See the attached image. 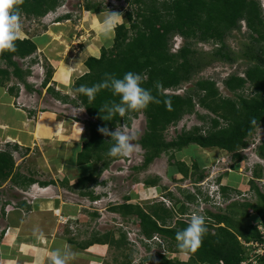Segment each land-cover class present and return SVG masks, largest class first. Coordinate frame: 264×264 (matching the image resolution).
<instances>
[{"label": "trees", "instance_id": "16d2710c", "mask_svg": "<svg viewBox=\"0 0 264 264\" xmlns=\"http://www.w3.org/2000/svg\"><path fill=\"white\" fill-rule=\"evenodd\" d=\"M61 1L63 0H23V4L20 5V18L22 16L27 19L41 18L52 9L55 11L62 4ZM129 3L131 9L125 11L124 20L116 29L112 44L101 47L97 56L89 55L83 61L87 71L74 79L72 91L75 99L47 86V91L52 96L63 102L80 105L90 117L86 125L87 140L81 144L77 152L76 164L91 163L92 169L86 176L76 179L75 187L79 188L80 195H87L91 199L98 196L87 188L88 184H98L101 172L110 165L111 161L120 158L109 155L115 138L111 139L103 135L99 131L100 128L106 127L113 131L122 124L129 126L133 117L140 112L143 113L145 130L137 141L144 148L142 166L151 163L162 153H169V162L182 176L178 179L176 177L177 180L191 177V173L197 175L194 177L195 180H199L205 171H201L198 163L192 161L191 170L184 161L171 162L174 158L173 152L181 151L184 147L193 144L200 148L225 150L232 154L235 161H239L243 159L239 150L248 146V139L252 137L258 126L264 127V58L262 57L264 46L262 45L256 46L259 52L257 55H253L255 46L252 45L240 52L255 61L245 69V77L230 73L222 79V84L231 96L224 95L217 87V81L211 77L196 79L183 94L165 92L175 91L182 84L190 82L197 72L209 64L210 60L233 62L235 57L225 43V39L232 30L240 29L241 20H244L251 40L257 43L264 41V15L259 0H130ZM85 9L94 13L101 10L97 3L91 2L85 3ZM69 16L70 14H64L57 18L61 21ZM175 35L180 36L183 42L177 51L172 52L171 38ZM195 42H211L215 45L208 61L198 56L197 51L192 47ZM36 50V38L19 37L15 52H5L0 55V62L4 63V66L0 65V87L5 86L11 78H15V84L8 87V92L12 96H17L19 83L30 89L26 79L30 69L23 68L18 60L31 56ZM129 71L146 77L142 86L151 91L158 103H151L147 109L130 112L123 117L117 114L105 121V112L101 109L106 104L119 103V97L114 96L111 89H102L93 101H89L86 95L77 91L82 85L91 87L102 83L106 74H115L117 78H122ZM50 77L51 69H47L42 86H46ZM158 83L162 84V87L157 88ZM168 101L170 104L167 103ZM196 105L213 116L198 114L195 111ZM194 112L202 120L201 125L182 130L173 139H165L164 131L170 125L176 124L184 115ZM257 153L264 156V141L257 147ZM252 174L254 178L264 177L259 165L257 169H253ZM254 178L247 179L248 187L254 193V202H234L219 213L208 212L210 218V220L206 219L208 231L195 253H188L186 261L177 259V256L169 258L159 254L155 264H241L242 261L247 260L248 252L242 242L250 240L264 242L257 228L258 224L264 226V192L259 189ZM7 180L10 181L8 188L10 191L13 185L27 187L34 178L16 171L13 154L5 149L0 150V187ZM66 180L64 179L65 182ZM145 182L154 185L156 179H146ZM82 188L87 189L83 191ZM221 189L231 190L225 185ZM188 193L189 195L184 193L183 196L191 200L190 197L193 195ZM12 196L15 197L16 194ZM129 199L126 197L125 202L110 206V210L120 213L122 217L133 216L143 235L151 237L154 233H158L167 243L169 250L183 252L178 247L176 234L185 229L190 221L182 217L174 220L173 217L175 213L181 216L187 215V205L180 204L176 211L177 209L166 207L162 202L143 207L131 203ZM7 204H9L8 200L3 202L4 206ZM4 212L5 209L2 213ZM251 212H254L257 220L243 225L240 221L250 218ZM237 217L239 218L235 220L234 218ZM113 236L111 231L96 237L95 240L112 245L126 244L124 233H120L118 240H114ZM131 261L132 258L127 257L121 264H129ZM245 264H264V252L262 255H257L254 263L246 261Z\"/></svg>", "mask_w": 264, "mask_h": 264}, {"label": "rangeland", "instance_id": "374dc122", "mask_svg": "<svg viewBox=\"0 0 264 264\" xmlns=\"http://www.w3.org/2000/svg\"><path fill=\"white\" fill-rule=\"evenodd\" d=\"M104 1L105 0H63L58 10L56 9L54 14L50 13L48 17L45 16L44 18L43 16L41 18L27 19V17L22 16L20 18V23L22 25L20 37H31L37 39L38 48L34 55L36 59H40L41 66L37 65L36 62H31L32 60L30 59L28 64H31V70L30 74L26 78L30 85V89L24 87L23 85L18 86V94L15 97L12 96V103L16 105V107L27 106L29 110L34 111L33 116L39 122L55 117L64 121L63 124L66 126V129H69L67 133H69L71 137H75L76 144L78 145L77 146L75 144L74 147L72 146L70 151L64 149V146H55L54 150L58 152L61 157L66 158L67 162L65 165H68L70 170L68 171V169L63 167L61 174H58L57 168L51 170V173H49V168L46 169L44 166H41L36 162L38 155H41L42 152L46 153L49 147L46 148L42 146L40 150V148L37 146H33V153H30L29 156L23 161L17 162L18 165L16 166V170L18 169V171H21L22 174L28 175L26 172L28 169H32L36 171V174L34 175L42 174V177H46L48 179L55 177L57 181L60 179L64 180V175L66 176L71 174L69 176L73 182L72 175H87L92 169L91 163L82 165L76 164V156L78 150L80 149V145L82 142L87 140L86 125L90 117L87 115L83 107L80 105L63 102L61 99H58L48 93V91L45 89L46 86L43 87L39 83L40 80L43 79L46 70L51 69V75L55 74L56 79V84L53 85V88L55 90L57 89L56 91H59L62 95H68L69 98L75 99V94L72 91L74 79L86 72L85 69L83 70V60L86 54H88V51L83 49V42L87 39H90L91 41V39H94L95 36L93 33L95 29L93 28L94 26L90 27L91 24L89 27L87 26V28L93 29H89L87 33L84 32V27H82L84 20H89L90 13H93L90 10L87 11L84 4L86 2H91L94 4L101 2L102 6H100V9L103 12L100 14L105 15L108 11H105V6L103 5ZM259 1L261 3L264 15V2L262 3L261 0ZM126 3L127 1H125V3L122 5H116L115 9L110 10V12L123 15L124 10L131 9V4ZM67 9L72 13L70 16L71 20L69 19L71 23H65V26L61 27V35L68 34L65 39L62 37H57L54 41H52L49 39L48 35L52 33L54 28L50 29V25H52L53 19L56 15L58 16L59 13H61L63 10L67 11ZM100 14L96 16L100 17ZM122 19L124 20V16H122ZM239 24L242 26L244 22L241 20ZM241 26L240 29L232 30L225 39V43L233 52L235 57L233 62H225L218 59L210 60L209 64L197 72L190 82L182 84L175 91L167 90L165 92L183 94L184 90L198 78L211 77L217 82H220V76L222 77L228 72L243 73L249 64H254V60H250L247 56H244V54L240 52L246 50L245 48L247 46L252 45L255 46L253 55H257L259 52L256 50V46H264V41L259 43L254 42L249 36L246 25L244 24V26ZM48 29H50V33L46 32ZM254 35L256 36V34ZM179 41H181V45L183 40L179 38ZM171 43L170 50L173 52V47L174 49L176 48L175 43H178L175 41L174 36L171 38ZM192 47L197 51V54L200 58L203 57L204 61H208L211 58L210 52L213 50L215 45H213L211 42H195ZM262 57L264 58V54ZM18 61L23 68L29 66L23 61ZM0 65L4 66V63L0 62ZM234 69L235 71H233ZM15 81V78H11V80H9L5 86L0 87V91L8 93V87L14 85ZM218 87L224 95L231 96V93H229L226 88L223 87V85ZM8 99V101L11 102V98ZM195 111L200 115L206 114L210 115L211 117L213 116L207 110L201 108L198 105L195 106ZM196 112L192 114H186L176 124L170 125L164 131L165 139H173L182 130H188L195 125H201L202 120L199 118ZM144 117V114L140 112L137 116L132 118L129 126L124 124L116 127L113 130V132L117 129L131 133L134 137L133 143L138 145L139 150L130 157H120V159L111 161L110 165L107 167V171L103 170L98 178L97 183L99 186L96 184H88L87 188L91 190L94 195L99 196L97 199H91L88 196L78 194L79 188L75 187V183H71L72 186H69L70 190H72L71 194H64V188H61L60 185L59 190L62 192L61 196L63 195V198L64 196H69L72 194L74 196L76 193L82 196V202H77L78 205H82L79 206L81 213H78L76 216L72 217H78V220L75 224H69V227L72 231L71 236L76 239V242L88 240L89 236L93 232H97L99 236L111 231L117 233L118 237H120V233L125 234L126 245L122 246L120 249L109 244H107L104 249H101V264H121L127 259V257L132 258V261L129 264H155L156 259L159 258V254H157L158 252H161L160 248L157 247L159 244L153 242L150 246L148 245V248H146V245L142 243V233L140 232L137 220L133 216L130 215L127 217H122L120 213L110 210V205L114 203H123L126 201V197L130 198L128 201L131 203H137L143 207H147L152 203L162 202L166 207L177 209L176 211H178L180 204L184 203L188 207L187 215L181 216L175 213L173 218L176 220L177 218L182 217L187 219V221H190L191 216L197 211H199L204 216L206 215L207 211L204 208H199L197 210L193 196L190 197L191 200H187L183 196L184 193L189 195L188 192L191 193V190H197L198 186L203 187L206 182V179H204L205 176H219L223 172L220 175L222 176L221 180L225 178L222 182L225 183V186H228L231 189L230 191L222 190L226 199H229L230 196H233L235 201H232L231 203L255 201V197L253 196L254 193L249 189L247 179L250 180V176L254 178L252 171L257 162L252 157L255 158L253 153L258 155L257 147L262 141H264V127L258 126L254 130L252 137L248 139V146L244 149V152L241 153L243 159L239 161H235L231 153H228L225 150L218 148H200L199 146L193 144L184 147L181 151L173 152L174 158L171 159V162L173 160L184 161L187 166L190 167L192 161L195 160L198 163L201 171H205L203 177L199 180H195L194 177L197 175L192 173L191 177L189 176L183 180H177L182 176L175 169L176 167L169 162V153H162L159 157L153 159L151 163L147 164L146 166H142L144 159V148H142L137 141L145 130ZM71 125L73 127H71ZM23 152L26 153L25 150H23ZM56 152H51L50 154L56 155L58 154ZM258 157L262 163H260L261 165L259 167H261L262 171L264 172V156L258 155ZM257 168L258 166L255 167V169ZM189 169L192 170L191 167ZM40 178L41 176L39 179ZM146 179H156V184H147L145 182ZM203 179L204 181H201ZM260 179L264 181V177ZM100 180L102 181L101 183L99 182ZM257 181L259 182H255L258 183L262 189H264V182H261L260 180ZM9 182L10 181L7 180L6 182L2 183V186H4L1 189L7 193V196L5 193L3 200L5 201L6 199H9L10 202L4 206L5 212L9 211V209H13L15 206L16 200L11 198L13 197L12 194H19L20 192H12V190L9 191L7 189V187H9ZM74 182H76V180ZM58 183L61 184L60 181H58ZM232 185L233 187H231ZM57 191L58 188H51L49 192L48 190H45L44 195H46V197L55 196L58 195ZM100 193L101 195H99ZM170 193L172 195H170ZM19 195L22 197V199L24 198L22 193ZM162 197L165 199V201L162 200ZM210 209L211 211H214V213L221 212L218 208L214 209L213 207H210ZM95 212L96 214H93ZM238 218L239 217L234 219L237 220ZM256 220L257 218L254 212H251L250 218L240 222L243 225H246L254 223ZM128 231L130 232L129 235L127 234ZM131 239H134L137 242V245L132 242ZM164 243V247L162 248H168L165 240ZM86 252L90 253V250H86ZM246 252H248L247 261L252 262L249 257H251L250 255H252L253 252L249 247H247ZM164 254L170 258L174 257L173 254ZM176 256L179 260L186 261L188 259V255L184 253L178 254ZM245 262L246 260L243 261V263Z\"/></svg>", "mask_w": 264, "mask_h": 264}, {"label": "crops", "instance_id": "0c3cea01", "mask_svg": "<svg viewBox=\"0 0 264 264\" xmlns=\"http://www.w3.org/2000/svg\"><path fill=\"white\" fill-rule=\"evenodd\" d=\"M102 12L90 13L89 20H84L82 25L86 33L90 29L87 28L90 24V27L94 26L93 28H95L93 31L95 35L94 39H91V41L87 39L83 42V49L88 51L84 60L89 55L97 56L101 47H108L112 44V42H110L109 44L102 45L97 40V25L101 22V17L103 15L100 13ZM99 14L101 15L100 17L96 16ZM63 21L65 22H55L50 25V29L54 28L52 33H50V29L46 30V32L50 33L48 37L52 41L57 37L66 38L68 33L66 35H61V27L65 26V23H71V21ZM34 54H32L31 57V62L33 63L37 61ZM84 69L87 71L83 64V70ZM55 84V74H52L45 89L47 90V86L54 87L53 85ZM13 97L9 92L0 91V150H10L14 156L15 165L17 166V162L23 161L30 153H33V146H37L40 150L42 146L46 148L49 147L46 153L42 152L41 155H38L36 162L46 169L49 168V173H51V170L57 168L58 174H61L63 167L70 171L68 165H65L67 162L66 158L61 157V155L54 150L56 145H60L62 147L64 146L63 148L67 151H70V148L72 146L74 147L76 144L75 137H71L69 133H67L69 129H66V126L63 124L64 121L53 116L55 118L39 122L33 116L34 111L29 110L27 106L16 107V105L12 103ZM8 98H11V102L8 101ZM71 127L73 126L71 125ZM23 150H25L26 153L23 152ZM53 151L58 154H50L51 152L55 153ZM16 171H18V169ZM26 174L34 178L31 184L36 183V185L33 188L30 187L31 184L25 188L13 185V188H11L12 192L16 191V187L28 191L24 194L23 199L15 193L16 196L11 197L16 200L14 208L4 213H2L4 209L3 198L6 192L1 190L4 185L0 187V264H53L51 253L56 248L65 245L69 246L72 252L75 253V256L71 259L69 264H101V249H104L107 244L118 249L126 245L125 243L112 245L110 243L97 241L95 238L103 235L99 236L97 232L91 233L88 240L80 242H76V239L71 236L72 231L69 224H75L78 220V217H72L81 213L79 206L82 205H78L77 202L82 200V196L76 193L74 196L72 194L64 196L63 198V195L61 196L62 192L59 189L61 185V188H64V194H71L72 190L69 188V186H72L71 183H75L74 181L76 179L84 177L86 174L79 176L72 175L73 182L69 176L71 174L64 175L67 182L60 179L58 181H60L61 184L58 183L55 177L48 179L42 177V174L34 175L36 171L32 169H28ZM40 176L41 178L39 179ZM224 179H222V181ZM44 182H46V184H44ZM36 187H41L40 191H37L40 196L31 198L29 194L35 192ZM231 187H233V185ZM8 188L9 187H7V189ZM51 188H58V195L46 197V195H44L45 190L49 192ZM82 190L85 191L86 189L82 188ZM6 200L9 201V199ZM112 233L114 235V240H118V234L113 231ZM86 250H90V253L86 252Z\"/></svg>", "mask_w": 264, "mask_h": 264}, {"label": "clouds", "instance_id": "9594fccd", "mask_svg": "<svg viewBox=\"0 0 264 264\" xmlns=\"http://www.w3.org/2000/svg\"><path fill=\"white\" fill-rule=\"evenodd\" d=\"M125 1L129 3L130 0H105L103 2V5L105 6V11H108V12L107 14L101 17V22L97 25V31H98L97 40L100 44L102 45L107 44L114 40L115 35H116V29L122 23L123 21L122 16H124V14L121 15L119 13L110 12V10L115 9V6L118 4L122 5L123 3H125ZM261 1L262 3L264 2L263 0ZM22 4H23V0H0V55H3L5 52H15L16 51V42L19 39L20 34L22 32V25L20 23V10H21L20 5ZM97 4L99 5V7L102 6L101 2H98ZM56 9H58V7ZM126 10H124L123 13H125ZM53 12L54 11H49L47 14H45V16L48 17L50 13H53ZM99 12H102V10H100ZM64 14H70V16L72 15L71 12L63 10L61 13L58 14V16L56 15L54 17L53 23L60 22L58 21L57 17H62ZM69 19L70 17L65 20L70 21L71 19L70 20ZM242 21L244 22V20ZM244 24L242 26H244ZM174 38H175V41L178 43H175L176 48L174 49L173 47V52L177 51L178 48L182 45V44L180 45L181 41H179V38L182 39L180 36L175 35ZM31 57L32 55L30 56V59ZM23 59H19V60L22 62ZM40 63H41L40 59L37 58L36 64L41 66ZM30 66L31 64L27 67H29L30 69ZM235 69L233 71H235ZM230 73H235V72H228L226 75H223L222 77L220 76L221 80ZM236 74L241 77H245L244 72L243 73L236 72ZM145 79H146L145 76L138 74V73L131 72V71L125 73L122 78H117L115 74H106L105 80L102 83L93 85L91 87L82 85L77 89V91L81 94L86 95L89 98V101H93L96 95L102 89H111L113 95L119 97V103H113L111 105L106 104L101 109V111L105 112L104 120L106 121V120L112 119L117 114L123 117L127 113H130V112L143 111L147 109L151 103L159 102L156 99V97L152 95L149 89H146L142 86ZM42 81L43 79L39 83L40 85H42ZM220 82H217V87L221 86ZM20 85L22 84L19 83L18 86ZM160 87H162V84L158 83L157 88H160ZM167 103L170 104V101H168ZM99 131L103 135L111 137V139L115 138V143L113 144V146L111 147L109 151V155L112 157H130L139 150L138 145L133 143V139H134L133 135L129 132L117 130V129L113 132V131H110L106 127L100 128ZM244 149L245 148L240 149L239 152L240 153L244 152ZM253 155L255 156V158L254 157L252 158L255 159L257 162L256 163L257 165L255 164V167L258 166V164L260 166L262 163L258 157L259 154L257 155L256 153H253ZM255 167L253 169H255ZM104 170L107 171V168H105ZM219 176L217 175H212L210 177L205 176L204 179H206V182H205V185L203 186L204 191L202 190L203 187H199L198 185H197L198 186L197 190H195V192L191 190L192 191L191 195H193L195 207L197 208V210L199 209L201 203H203L202 206L207 211V213L204 216L199 211H197L191 216V220L188 226L182 231L177 232L176 234V240L179 242L178 247L183 252L171 251L168 248H164L169 255L172 253H175L176 255L181 254V253H184L187 255L188 253H195L201 246L203 242V238L208 231L207 225H206V219L210 220V218L208 217V212L214 213V211H211L210 207H213L214 209L218 208L220 211H222L232 201H235L233 196H230L229 199H226L221 189L224 183L222 182V180H219ZM204 179L201 181H204ZM256 179H260V178H255L254 180ZM99 182L101 183L102 181L100 180ZM35 185L36 183L30 185V187L33 188ZM96 185L99 186V184H96ZM40 189L41 187H36L35 192H32L31 194H29L31 198L40 196V194H38ZM210 190L213 195L219 194L220 203L218 204L214 203L215 199H214V196H211L209 194ZM25 191H28V190H25ZM198 198L201 199V203L198 200ZM116 204L117 203H114L112 205H116ZM259 225H262V224H258V226ZM257 228L260 231L259 227ZM153 235H158L160 237L163 243V247H164L165 243H164L163 238L158 233H154ZM151 237H146V238H151ZM249 242H255V241L250 240L248 242L246 241L242 242L246 249L248 247L246 244ZM155 243L159 244L158 242H155ZM144 244L146 245V248H148V245L149 246L151 245V244H146V243ZM157 247L161 248L162 244H159ZM157 254H160V253H157ZM74 256H75V253L72 252L71 248L67 245L58 247L51 253L53 264H69V262Z\"/></svg>", "mask_w": 264, "mask_h": 264}, {"label": "built area", "instance_id": "2783aa9c", "mask_svg": "<svg viewBox=\"0 0 264 264\" xmlns=\"http://www.w3.org/2000/svg\"><path fill=\"white\" fill-rule=\"evenodd\" d=\"M29 59H30V56H27V57H25L22 61H24V63L25 64H28V61H29ZM40 82H41V80H40ZM249 178H252L251 176L249 177ZM257 180H260L261 182H264L263 180H261V179H256L255 181L256 182H259V181H257ZM258 184V183H257ZM258 187H259V189L261 190V191H263L264 192V189H262V187L258 184ZM202 190L204 191V187L202 188ZM193 192H195V191H193ZM27 193V192H26ZM209 194L211 195V196H214V199H215V201H214V203H220L219 202V200H220V196H219V194H215V195H213L212 193H211V190L209 191ZM97 199V198H96ZM162 200L163 201H165V199L162 197ZM198 200L200 201V203H201V199L200 198H198ZM95 201H97V200H95ZM202 204L203 203H201V205H200V207L199 208H203V206H202ZM259 227V229H260V232H261V234H262V237H263V239H264V226H262V225H259L258 226ZM128 235L130 234V232L128 231V233H127ZM139 238H140V236H139ZM141 239V238H140ZM131 241L132 242H134L136 245H137V242L134 240V239H131ZM142 242H144V243H146V244H151V243H153V242H158L159 244H162V247H163V243H162V240L160 239V237L158 236V235H153L151 238H146L145 236H143L142 235ZM248 247H250V249H251V251L253 252L252 253V255H250L251 257H249V259L254 263L255 261H256V257H257V255H262L263 254V252H264V242H262V243H259V242H249V243H247L246 244ZM160 248V250H161V252H158V253H160V254H162V255H165L164 253H167V251L164 249V248ZM174 256H176V254L175 253H172ZM247 261V260H246ZM241 264H245V263H241Z\"/></svg>", "mask_w": 264, "mask_h": 264}, {"label": "bare ground", "instance_id": "6f19581e", "mask_svg": "<svg viewBox=\"0 0 264 264\" xmlns=\"http://www.w3.org/2000/svg\"><path fill=\"white\" fill-rule=\"evenodd\" d=\"M65 1V0H64ZM62 2V1H61ZM61 4V3H60ZM59 5V4H58ZM85 5V4H84ZM59 8V7H58ZM64 8V7H63ZM55 9V8H54ZM58 10V9H57ZM52 11H53V9H52ZM67 11H68V9H67ZM127 13V12H126ZM53 14H54V12H53ZM52 14V15H53ZM82 14V13H81ZM70 17V16H69ZM44 18H45V16H44ZM52 18V17H51ZM61 19V18H60ZM50 20V19H49ZM48 21V20H47ZM59 21V20H58ZM45 79V78H44ZM221 85H222V82H221ZM223 87H224V85H223ZM32 185V184H31ZM18 191H20L19 192V194L20 193H22L23 195L27 192V191H25V189H20V188H18V187H16V192H18ZM18 194V195H19ZM101 194V193H100ZM20 196V195H19Z\"/></svg>", "mask_w": 264, "mask_h": 264}]
</instances>
